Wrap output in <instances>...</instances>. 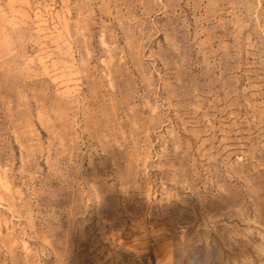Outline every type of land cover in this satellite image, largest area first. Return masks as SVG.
<instances>
[{
	"label": "rangeland",
	"instance_id": "rangeland-1",
	"mask_svg": "<svg viewBox=\"0 0 264 264\" xmlns=\"http://www.w3.org/2000/svg\"><path fill=\"white\" fill-rule=\"evenodd\" d=\"M0 6V264H264V0Z\"/></svg>",
	"mask_w": 264,
	"mask_h": 264
},
{
	"label": "clouds",
	"instance_id": "clouds-1",
	"mask_svg": "<svg viewBox=\"0 0 264 264\" xmlns=\"http://www.w3.org/2000/svg\"><path fill=\"white\" fill-rule=\"evenodd\" d=\"M38 44L19 19V13H14L10 6H0V68L17 77L26 76L31 68L29 49ZM189 259L191 256L184 257L181 264ZM208 260L197 258V264H206Z\"/></svg>",
	"mask_w": 264,
	"mask_h": 264
}]
</instances>
